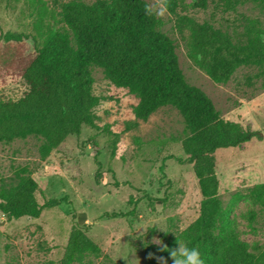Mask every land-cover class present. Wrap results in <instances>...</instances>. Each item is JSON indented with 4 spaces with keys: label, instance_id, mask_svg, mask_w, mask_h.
Masks as SVG:
<instances>
[{
    "label": "rangeland",
    "instance_id": "rangeland-1",
    "mask_svg": "<svg viewBox=\"0 0 264 264\" xmlns=\"http://www.w3.org/2000/svg\"><path fill=\"white\" fill-rule=\"evenodd\" d=\"M57 1L69 0H0L3 99H19L28 90L22 72L35 55L32 39L6 41L5 34L22 32L40 39L48 29L64 32L59 8L53 6ZM145 1L161 20V30L174 40L187 82L208 95L222 118L259 132L241 146L215 153L219 197L239 240L257 252L264 248V204L232 198L264 183V66H241L228 82L216 83L191 62L187 54L191 31L186 28L181 34L176 23L186 15L209 22L234 39L248 26L264 36V3L246 1L226 9L222 1L209 0L202 9L195 6L196 0ZM161 4L166 10L158 14ZM91 74L93 92L100 97L94 108L98 128L84 125L80 135L68 136L46 160L40 158L41 140L35 136L0 142V184L27 166L39 183V204L60 201L44 208L36 219H8L0 212V264H61L73 227L83 229L102 249L101 257L87 256L81 264H159L157 257L168 238L199 216L201 194L198 179L184 160L182 140L187 132L180 112L164 106L147 121L137 119L135 95L106 79L99 67L92 66ZM133 209L131 215L106 216Z\"/></svg>",
    "mask_w": 264,
    "mask_h": 264
},
{
    "label": "trees",
    "instance_id": "trees-1",
    "mask_svg": "<svg viewBox=\"0 0 264 264\" xmlns=\"http://www.w3.org/2000/svg\"><path fill=\"white\" fill-rule=\"evenodd\" d=\"M220 1L226 9L246 1L264 3ZM208 3L196 0L195 6L205 9ZM53 6L59 8L64 32L48 29L40 39L22 32L5 34L6 41L32 39L35 55L23 68L22 76L28 84L25 94L16 100L0 97V142L9 144L35 136L41 140L40 158L46 160L68 136L80 135L84 125L98 128L94 108L100 97L93 92L91 67H99L106 79L137 97L133 106L137 119L147 121L164 106L176 108L184 119L187 135L182 149L185 162L198 179L200 213L187 228L168 238L160 251L167 264H171V258L164 248L176 247V239L198 247L205 264H264V248L251 251L231 224L229 210L219 197L215 156L218 149L241 146L259 132L222 118L208 95L187 82L175 42L161 30V20L147 1L69 0ZM169 8L174 12V7ZM176 27L181 34L186 28L191 31L188 57L216 83L228 82L241 66H264V36L256 27H246L243 36L236 39L209 22L200 23L186 15L178 18ZM38 188L28 167H19L13 180L0 184V212L8 219H36L44 208L60 204L53 199L40 205ZM244 197L264 204V183L232 199ZM133 213L134 209L106 216ZM87 256L99 258L102 249L83 229L73 227L61 264H81Z\"/></svg>",
    "mask_w": 264,
    "mask_h": 264
},
{
    "label": "clouds",
    "instance_id": "clouds-1",
    "mask_svg": "<svg viewBox=\"0 0 264 264\" xmlns=\"http://www.w3.org/2000/svg\"><path fill=\"white\" fill-rule=\"evenodd\" d=\"M166 10V5L161 4L158 9V14L163 13ZM168 252V256L171 258V264H205V259L202 257V253L196 246H189L187 243L180 242L176 239V247L164 248ZM159 264H167L165 257H157Z\"/></svg>",
    "mask_w": 264,
    "mask_h": 264
}]
</instances>
